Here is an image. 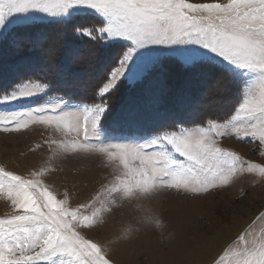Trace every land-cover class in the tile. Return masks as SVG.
Returning a JSON list of instances; mask_svg holds the SVG:
<instances>
[{"label":"snow or ice","instance_id":"obj_1","mask_svg":"<svg viewBox=\"0 0 264 264\" xmlns=\"http://www.w3.org/2000/svg\"><path fill=\"white\" fill-rule=\"evenodd\" d=\"M51 27L87 38L100 53L96 69L102 78L84 95L0 113V131L51 127L72 137L47 141L54 155L102 154L118 162V171L90 203L72 207L67 192L60 199L45 182L49 169L25 177L0 166V199L13 210L0 218V264H112L102 246L77 229L102 223V213L117 199L169 189L205 194L245 173L264 179V164L220 144L233 136L264 146V0H0V43L15 31L22 41L42 46L46 33H35ZM79 51L75 42L66 48L68 63L57 74V86L79 79L71 69ZM32 61L19 56L13 78L0 79V104L51 94L53 84L32 75ZM168 62L181 67L189 84L226 75L237 90V105L225 117L194 118L185 115L189 96L181 94L180 110L171 112L153 95L143 108L130 102L115 121L138 125L136 134L112 135L111 99L121 81L156 80ZM257 220L264 221V213ZM254 226L214 264H264V228L249 240Z\"/></svg>","mask_w":264,"mask_h":264},{"label":"rangeland","instance_id":"obj_2","mask_svg":"<svg viewBox=\"0 0 264 264\" xmlns=\"http://www.w3.org/2000/svg\"><path fill=\"white\" fill-rule=\"evenodd\" d=\"M190 2L226 3L227 0H190ZM46 35V42L42 46L22 40L15 44L17 46L29 42L32 47L40 51L37 55L35 52L34 55L27 53L33 58L32 62L36 66L33 75L49 73L45 67L38 68L39 64L47 65L46 59H54L61 53V63L59 66H56V63L52 64L50 72L55 71L57 74L68 63L65 57V45L60 39L64 35L53 32H48ZM92 47L91 54L85 52L83 55L79 52L80 58L73 61L79 63L78 71H74L79 74V79L72 82L84 84L79 86V91L86 93L95 87L103 75L96 69L99 55L96 53V48ZM16 51L20 53L16 54ZM25 52L27 49L23 47L12 49L9 44L2 47L0 79L10 81L13 78V66L19 56H27ZM170 63L173 68L165 71V65ZM170 63H165L159 78L151 82L124 81L120 93L115 92L118 100L114 99L115 95L111 99L114 108L109 128L113 121L119 125L115 121L120 117L125 107L124 102L129 99L133 85L138 86L135 91L138 94L136 104L141 108L153 95H159L163 108L164 103L168 102L166 95L170 97L172 94L176 99L173 105L179 109L178 93L189 87L192 88L190 94L193 97L190 98L195 101L185 105V115L197 114L196 118L204 115L225 117L232 112L234 97L238 93L228 83L227 77H217V82L209 79L204 84H189L186 82L187 77L183 75L177 77L179 65ZM144 84L147 86H143ZM199 92L202 94L197 99ZM57 97L60 96L50 94L41 99L33 98L12 105L0 104V113L8 110H27L50 99L55 100ZM137 128L138 125L121 123L120 126L115 127L121 133L117 134L116 130L110 132L116 137L129 136L136 134ZM50 139L59 141L72 137H64L53 128L38 124L30 125L26 130L19 132L0 131V166L17 174L22 173L25 177H30L32 171L49 169L45 182L60 199H63L64 193L67 192L72 207L90 203L117 174L118 162H110L102 154L54 155L55 146L50 148L47 143ZM220 144L222 147L236 151L245 160L264 164V146L251 137L238 140L233 136H226L221 138ZM12 211L10 202L0 199V218L10 215ZM262 213H264V179L258 174L245 173L236 178L230 186L213 189L205 194L194 195L169 189L130 199H117L111 211L102 213V223L90 229L80 228L77 231L99 243L112 264H213L250 225L255 226L248 239L259 236L261 229L264 228V221L256 219ZM155 218L163 222L159 229L154 226Z\"/></svg>","mask_w":264,"mask_h":264},{"label":"trees","instance_id":"obj_3","mask_svg":"<svg viewBox=\"0 0 264 264\" xmlns=\"http://www.w3.org/2000/svg\"><path fill=\"white\" fill-rule=\"evenodd\" d=\"M48 32H50V33H55V34H61V35H64L63 36V38L61 37L60 39H61V42L65 45L64 46V50H66V48L70 45V44H73L74 42L75 43H77L78 44V46H79V49H80V51L79 52H82V54L83 55H85V52H89V54H91L92 53V44H90L89 42H88V40H87V38H79L78 40L75 38V37H73V36H71V34H70V32H67V31H65V30H62V29H60V28H57V27H51V28H47V29H40V30H38L36 33H35V37H39V36H41L42 34H45V33H48ZM67 33H69V34H67ZM16 34H17V36H16ZM11 37H8V39L6 40V42L7 43H2V44H0V50L2 49V47L3 46H6V45H8L9 44V47L11 46V48L12 49H16L17 48V46H15V44H17V42H21V39H20V37H19V34H18V32H13L11 35H10ZM34 37V38H35ZM50 40V39H49ZM31 42V41H30ZM62 43H60V45L62 44ZM30 43L28 42V44L26 43H24L23 45L22 44H20V47H23V48H26L27 49V52H25L24 54H26L27 55V53L28 54H33L34 55V52H35V55H37V54H39L40 53V51L38 50V48H36V47H32L31 46V44L29 45ZM29 46V47H28ZM47 48V47H46ZM41 49V48H40ZM59 49V48H58ZM47 50V49H46ZM96 50V53L98 54V55H100V53L97 51V49H95ZM50 51V50H49ZM48 51V52H49ZM18 53H20V51H16V54H18ZM59 53V52H58ZM61 55H62V53L60 54V56H56V57H54V59H52V58H48V59H46V61H45V63L47 62L48 64L47 65H40L39 64V66H38V68H40L41 66L42 67H45L47 70H48V72L49 73H41V74H36V75H34L36 78H38V79H42V80H47V81H50L52 84H53V89H52V92H51V95H58V96H60V97H63V98H65V99H68V96L69 95H84V94H86V91L84 92V91H82L81 92V90L79 91V89H80V87L81 86H83L84 84H82L81 82L79 83V84H76V83H73L72 81H70L69 82V84L68 85H66V86H57V84H56V81H57V74L55 73V71L52 73V72H50V70H51V68H52V64H54V63H56V66H59V64L61 63ZM26 57H30V56H26ZM56 59H57V61H56ZM84 64H86V63H88V62H83ZM170 63V62H169ZM171 65H172V63H170V64H167V65H165V71L166 70H170V68H173V67H171ZM77 66H79V63L78 62H73V64H71V69H72V71L74 72V71H78L77 69H79ZM56 68V67H55ZM178 68V72H177V77H179V75L182 77V75L184 76V77H186L185 76V74H184V72L181 70V67L179 66V67H177ZM2 71V70H1ZM164 71V70H163ZM57 72V71H56ZM170 72V71H169ZM4 74V73H3ZM173 74H176V73H174L173 72ZM33 75V74H32ZM217 77H220V76H215V77H213V78H211V81L212 80H215L216 82H217V80H218V78ZM225 77H227L226 75H225ZM228 78V77H227ZM188 79V78H187ZM214 81V82H215ZM186 82H188V81H186ZM213 83V82H212ZM211 83V84H212ZM228 83H229V78H228ZM124 84V81H121V83L118 85V90L116 91V93H120V90L122 89V87L124 86L123 85ZM230 84V83H229ZM136 85V84H135ZM141 85V84H140ZM231 85V84H230ZM80 86V87H79ZM143 86H147V85H143ZM233 89H235L234 87H232ZM132 89V91H131V95H130V97H129V99H127L125 102H124V106H126V105H128L130 102L131 103H135L136 104V97H137V93L135 92L137 89H138V86H134L133 85V88H131ZM191 90H192V88L191 89H189V87H187V88H185L184 90H181V92H179L178 93V96H180L181 94H185V95H187V96H189V97H191V98H193L192 97V94H190V92H191ZM237 93V92H236ZM202 93L201 92H199V97H197V99H199L200 98V95H201ZM115 96H116V94H114ZM203 97V96H202ZM165 98H167V103L165 102L164 103V109H166V110H168V111H171V112H176V111H178V110H180V109H177L174 105H173V103H175L174 101L176 100L175 98H174V96H172V94H171V96L169 97L168 96V94L166 95V97ZM114 99H117L118 100V96H116ZM114 99H113V101H114ZM170 99V100H169ZM204 99H206V98H204ZM237 100H238V95L237 96H235L234 97V105H237ZM195 101V99L194 100H191V103L190 104H192L193 102ZM204 101V100H203ZM120 102H122V101H120ZM140 104H141V102H140ZM111 105H112V103H111ZM114 107H113V105H112V109H113ZM171 108V109H170ZM119 110V109H118ZM119 112V111H118ZM224 116V115H223ZM194 118H196L197 117V114H195V116H193ZM200 117H202V116H200ZM219 117V116H218ZM111 126H110V128H109V130H112V129H115V127H117V126H120L121 125V123H119V125H117V124H115L114 123V121H113V123L111 122ZM124 125H125V123H124ZM119 128V127H118ZM116 130V129H115ZM115 132H117V134L118 133H121L120 131H118V130H116Z\"/></svg>","mask_w":264,"mask_h":264},{"label":"clouds","instance_id":"obj_4","mask_svg":"<svg viewBox=\"0 0 264 264\" xmlns=\"http://www.w3.org/2000/svg\"><path fill=\"white\" fill-rule=\"evenodd\" d=\"M153 223H154V226L157 227V229L161 228L162 224H163V222L160 219H158V218H155L153 220Z\"/></svg>","mask_w":264,"mask_h":264},{"label":"crops","instance_id":"obj_5","mask_svg":"<svg viewBox=\"0 0 264 264\" xmlns=\"http://www.w3.org/2000/svg\"><path fill=\"white\" fill-rule=\"evenodd\" d=\"M14 171V170H13ZM18 173H20V172H18ZM20 175H22V173L20 174ZM4 200V199H3ZM1 216V215H0Z\"/></svg>","mask_w":264,"mask_h":264},{"label":"water","instance_id":"obj_6","mask_svg":"<svg viewBox=\"0 0 264 264\" xmlns=\"http://www.w3.org/2000/svg\"><path fill=\"white\" fill-rule=\"evenodd\" d=\"M257 220V219H256ZM219 259H217V261H218ZM214 264V263H213Z\"/></svg>","mask_w":264,"mask_h":264}]
</instances>
